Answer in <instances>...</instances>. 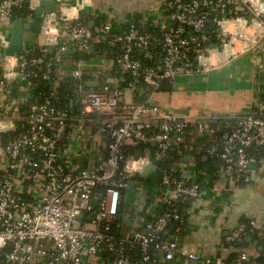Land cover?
<instances>
[{"label": "built area", "instance_id": "built-area-1", "mask_svg": "<svg viewBox=\"0 0 264 264\" xmlns=\"http://www.w3.org/2000/svg\"><path fill=\"white\" fill-rule=\"evenodd\" d=\"M39 1L0 0V42L8 39L4 27L10 23L12 8L26 4L31 12ZM55 3L56 33L47 24V16L41 28L45 48L55 53L49 60L58 63L59 55L68 53L70 46L87 52L96 39L121 46L114 63L121 75L128 74L132 80L125 83L117 78L112 85L101 78L96 89H86L81 70L76 69L77 108L56 109L49 99L31 104L23 96L7 103L5 114L0 115V264H172L185 254L176 239L161 235L171 221H181L178 205L197 200L201 192L196 183L181 176L177 163L167 169L158 163L169 151L182 147L186 128L194 125L206 133L220 134V145H213L206 155L217 156L228 165L235 181L246 182L248 164L254 162L251 150L264 154V112L255 110L231 126L215 116L197 120L176 116L151 103V96L163 81L222 68L258 46L264 39V0H244L237 11L228 9L232 0L165 1L138 22L150 21L160 38L152 32L139 34L133 19L125 21L123 30L112 31L109 22L90 30L80 18H70L63 0ZM149 47L160 48L158 55L147 53ZM135 50L157 63L143 67L131 56ZM36 64L21 54L3 57L0 88L7 98L10 83L17 81L15 67L29 86L32 80L49 79L55 91L57 70L46 65L45 70L25 72ZM22 106L27 108L25 114L20 111ZM76 113L81 118L76 120ZM90 116L97 124L96 133L85 125ZM97 143L100 150H91ZM71 144L92 152L85 167L74 166ZM141 144L151 145V150L142 156H125L127 147ZM147 165L159 167L164 177L161 183L145 188L147 182L138 176ZM135 190H144L147 212L153 218L148 221L146 215L139 216L140 229L115 243L107 232L124 207L122 192L127 197ZM157 208L165 210L156 212ZM245 235L246 227L241 225L225 243H243ZM124 244L130 249L138 246L141 261H132ZM151 249L154 257L149 254ZM186 257L196 261L194 254ZM249 257L242 250L235 264H244ZM204 264L225 263L215 258Z\"/></svg>", "mask_w": 264, "mask_h": 264}, {"label": "crops", "instance_id": "crops-1", "mask_svg": "<svg viewBox=\"0 0 264 264\" xmlns=\"http://www.w3.org/2000/svg\"><path fill=\"white\" fill-rule=\"evenodd\" d=\"M165 1L169 0H63V5L70 18H82L81 22L90 30L109 22L112 24V31H118L125 29V21L133 19L139 22L146 19L157 8H161ZM243 1L232 0L228 9L240 10ZM56 8L55 3L52 9L46 11L47 24L53 27L55 33L59 25ZM25 17L18 19L24 20ZM10 25L11 23H8L4 27L7 35L11 32ZM99 43L104 42L93 39L91 50L87 51L89 57L77 65L70 54H60L59 58L63 59L57 65V75L53 83L61 84L63 79H71L73 70L80 69L87 88L96 89L101 78L115 85L117 78L111 74L115 67L113 60L106 52H95ZM45 44L42 31L38 35L25 36L27 49H39L45 47ZM104 45L109 50L114 48L107 42ZM51 53L52 51H47V55ZM3 57V51L0 50V75L3 71ZM263 70L264 39L255 48L232 58L222 68L172 81L173 89L169 92H155L151 96V103L176 116H188L192 120L204 119L207 116L238 120L255 110L264 112V81L260 80L258 75ZM9 86L11 92L29 100V85L24 88L16 81ZM72 88L69 106L77 108L79 91L74 85ZM129 97L125 95L126 100H129ZM8 98L0 88V115L5 114ZM76 115V120L81 118L78 113ZM91 117H87L85 125L96 133L97 124ZM191 127L186 144L188 149L192 150L183 155L178 165L181 176L198 184L201 194L197 200L188 202L183 207L180 232H175L169 237L178 241L181 252L185 254L175 259L172 264H204L206 260L215 258L230 260L233 264L235 259L233 260L232 256L239 247H226L225 240L229 235L246 221L254 229H264V159L253 162L255 168L250 170L248 181H235L227 164L206 155V151L219 142L220 134L206 133L194 125ZM68 147L74 154V166L78 169L85 167L92 152H89L88 148L77 149L72 144ZM96 149L100 150L98 143L91 150ZM138 178L142 181L139 176ZM144 187L149 186L144 183ZM124 201V207L118 217L119 232L122 236L140 229L139 216L148 218L153 215L147 212L144 190H135V193L129 191ZM247 236L249 235L245 237ZM247 251L254 254L251 249ZM186 254H194L196 261L188 260Z\"/></svg>", "mask_w": 264, "mask_h": 264}, {"label": "trees", "instance_id": "trees-1", "mask_svg": "<svg viewBox=\"0 0 264 264\" xmlns=\"http://www.w3.org/2000/svg\"><path fill=\"white\" fill-rule=\"evenodd\" d=\"M163 10V8H162ZM28 13H30V10L28 9V6L26 4H22L21 6L17 7L15 11H12V16L14 18H23L25 16L28 15ZM152 19V18H151ZM82 21V18H80V22ZM126 28V26L124 27ZM136 29L137 32L139 34H145V33H153L157 38H160V34L157 31H154L152 29L151 26V22H147V23H136ZM154 31V32H153ZM92 42V40H91ZM96 50L95 52H106L107 55L111 56V60H113V65L115 66L114 69L112 70L111 74L114 75L116 78H123L125 83H128L132 80V78L130 77V75L128 74H124L121 75L117 68L116 65L114 63L115 59L122 53V48L120 45H114V48H110V50L104 45V43H99L96 45ZM158 47H149L148 52L151 55H155V53H157L156 55H158L159 52ZM46 48L42 47L39 49H27L25 48V50L22 52L21 55L26 56L27 59H35L37 61L36 66H32V67H27L25 69V72L30 73L32 71H42L45 70L46 65H49L52 69H57V65L59 64V61L61 59H63V57H60L57 62L51 61L49 60L50 58L54 57L55 53H51L50 55H47L46 52ZM70 54L74 60L75 63H81L82 61H86L87 58L89 57V55L87 54V52H84L82 50H80L78 47L76 46H70L68 53ZM146 53L140 52L138 50L133 51L132 53V57L134 60L139 61L143 67H153L157 62L153 61L151 59H149V57H146L145 55ZM155 55V56H156ZM75 69L72 72V78L71 79H63V82H61V84L58 83V86L55 88V91L52 92L51 89V85H50V80L49 79H36V80H32L29 86V92H30V96H29V100L28 102L31 104H40L42 103L45 99H49L51 104L53 105V107H55L56 109H69V101L72 99L71 97V92L73 90V81L75 80ZM81 83L84 85L83 88L85 87L86 89H89L86 87L85 82H84V78L81 77ZM173 85L171 83V81H163L156 92H169L173 89ZM144 96V93L142 95L138 94L137 97L139 99H142ZM19 95L16 92H11L9 91V98L7 103L11 100V99H16L18 98ZM26 106H22L21 107V113L25 114L26 113ZM241 118H239L238 120H240ZM238 120H226V124L227 125H231L233 126ZM191 126L187 127L185 132V138H184V143L182 145L181 148L179 149H172L171 151H169L168 157L164 160H162L161 162L158 163V166L162 169H167L170 165L174 164V163H179V161L181 160V158L183 157V155L189 151L190 149H188L187 144H186V140H187V136L189 131L191 130ZM218 133L215 132V135H217ZM8 138L7 136H3L2 137V144L5 143L6 139ZM218 145H220V140L217 143ZM151 145L147 144V145H138L137 147L131 148V147H127L125 150V156H142L143 154H145V152L147 150H151ZM192 150V149H191ZM190 150V151H191ZM251 154L253 157L254 161H259L261 159H264V154H256L251 150ZM211 158H215L217 160L222 161L221 159H219L217 156H210ZM179 166V165H178ZM190 181V180H189ZM191 183H193L192 181H190ZM147 186H152L149 183H146ZM198 185V184H197ZM199 186V185H198ZM123 197H126V193L123 191L122 192ZM123 198V199H124ZM187 205V203L185 204H181L178 205L177 209L179 212L180 217L182 218L181 215V211L183 209V207H185ZM165 210V209H164ZM161 208H157L158 212H162L164 211ZM153 216H148L147 220H152ZM116 224H120V221H117L116 223L112 224L110 226L109 231L107 232L108 235L112 236L115 243H118L121 239L124 238V236L121 235L120 231V226H116ZM243 225L246 227V235H249L251 237V241L249 243H246L243 241V243H241V248H237L236 244L237 243H231L230 245H226V247L230 248V247H234L237 248V251L235 252V254L232 256V259L234 260L237 255L239 254L240 251L244 250H252L254 254L250 253V257L249 260L244 263V264H261L264 263V229L262 230H257L254 229L253 226L248 223V221L244 222ZM180 222L178 221H171L168 226L166 227L164 233L161 235V238H165L168 239L172 234H175L177 228H179ZM245 235V236H246ZM124 247L126 249V251L128 252L126 255H128L132 261H141V254L139 251L138 246H133L132 249H130L128 244H124ZM248 252V251H247ZM149 254L151 257H154V251L151 249L149 250ZM109 257L108 254L104 253V257ZM110 258V257H109ZM225 264H231L230 260H224Z\"/></svg>", "mask_w": 264, "mask_h": 264}, {"label": "water", "instance_id": "water-1", "mask_svg": "<svg viewBox=\"0 0 264 264\" xmlns=\"http://www.w3.org/2000/svg\"><path fill=\"white\" fill-rule=\"evenodd\" d=\"M54 6L55 0H40L38 5L28 14V16L25 17L24 20L18 18L15 19L13 16L9 18L11 23V32L9 33L7 40L0 42V50L3 51L4 57L18 58L20 54H22V52L25 50L26 34L38 35L41 32L43 23L46 20V11L52 9ZM12 10L15 11L16 8L13 7ZM91 47L92 46H90L88 49L91 50ZM14 73H16V80L18 81L19 85L26 88L28 83L26 80L21 79L20 68L15 67ZM258 75L259 79L264 81V70L260 71ZM70 104H72V101ZM248 168L253 170L255 168V163H249ZM139 177L145 182L158 184L161 183L164 177V172L159 167L147 165L143 167ZM92 205L96 206V201H93ZM81 216L82 215H80V217ZM250 241V236L245 237L244 242L249 243ZM236 246L241 247V243H237ZM233 264H235V261Z\"/></svg>", "mask_w": 264, "mask_h": 264}]
</instances>
